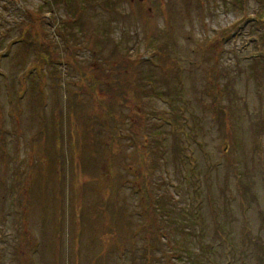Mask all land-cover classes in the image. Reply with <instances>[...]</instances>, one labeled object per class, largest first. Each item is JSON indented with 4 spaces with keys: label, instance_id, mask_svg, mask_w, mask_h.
<instances>
[{
    "label": "rangeland",
    "instance_id": "rangeland-1",
    "mask_svg": "<svg viewBox=\"0 0 264 264\" xmlns=\"http://www.w3.org/2000/svg\"><path fill=\"white\" fill-rule=\"evenodd\" d=\"M0 264H264V0H0Z\"/></svg>",
    "mask_w": 264,
    "mask_h": 264
}]
</instances>
